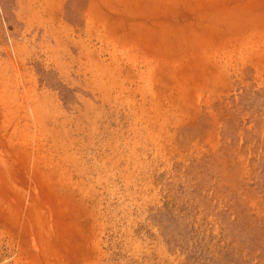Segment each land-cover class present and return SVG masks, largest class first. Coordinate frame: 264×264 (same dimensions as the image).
<instances>
[{
    "label": "rangeland",
    "instance_id": "1",
    "mask_svg": "<svg viewBox=\"0 0 264 264\" xmlns=\"http://www.w3.org/2000/svg\"><path fill=\"white\" fill-rule=\"evenodd\" d=\"M0 264H264V0H0Z\"/></svg>",
    "mask_w": 264,
    "mask_h": 264
}]
</instances>
